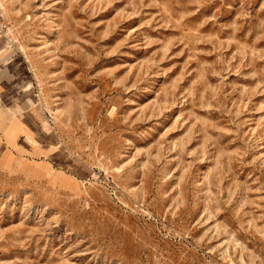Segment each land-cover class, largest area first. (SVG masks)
<instances>
[{
	"label": "rangeland",
	"instance_id": "rangeland-1",
	"mask_svg": "<svg viewBox=\"0 0 264 264\" xmlns=\"http://www.w3.org/2000/svg\"><path fill=\"white\" fill-rule=\"evenodd\" d=\"M0 52V264H264V0H0Z\"/></svg>",
	"mask_w": 264,
	"mask_h": 264
},
{
	"label": "crops",
	"instance_id": "crops-1",
	"mask_svg": "<svg viewBox=\"0 0 264 264\" xmlns=\"http://www.w3.org/2000/svg\"><path fill=\"white\" fill-rule=\"evenodd\" d=\"M0 55H1V52H0ZM2 59H3V57H0V61ZM8 77H9V74L6 75V67H4V65H2L0 67V97H3V95H9L10 96L12 93L11 92L12 87H16L19 90V92L21 91L20 90L21 80H18V82L15 84V86H12V83L9 82ZM7 90H9V92H6ZM0 99H2V98H0ZM12 99L9 97L7 101H10ZM1 126H2V122L0 120V127Z\"/></svg>",
	"mask_w": 264,
	"mask_h": 264
}]
</instances>
